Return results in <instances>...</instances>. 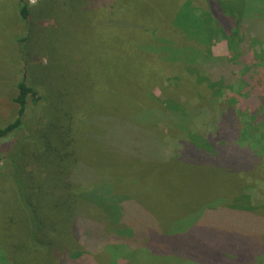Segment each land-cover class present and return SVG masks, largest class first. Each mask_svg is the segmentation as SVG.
Masks as SVG:
<instances>
[{
	"label": "trees",
	"instance_id": "trees-1",
	"mask_svg": "<svg viewBox=\"0 0 264 264\" xmlns=\"http://www.w3.org/2000/svg\"><path fill=\"white\" fill-rule=\"evenodd\" d=\"M17 2L24 28L56 22L40 16L38 5ZM85 2L92 15H101L97 21L108 32L103 33L114 35V51L123 47L128 58L149 64V69L141 66L145 72L134 80L145 91L140 96L144 108L137 111L134 106L124 119L117 113L88 115L91 130L75 136L74 116L78 111L86 114L79 89H48L42 69L36 74L44 93L36 82L30 85L28 77H22L12 99L16 116L0 126V141L7 138L0 144V194L13 192L17 210L31 214L34 233L43 226L42 215L52 221L64 239L51 253L53 264H90L98 252L116 264H144L147 255L153 264H264V0H175L170 19L162 22L136 20L122 7L123 17L117 18L120 0ZM29 41L24 32L16 41L18 52L24 54ZM215 41L226 42L230 57L212 53ZM144 53H152L155 60H146ZM160 62L177 70L158 74ZM64 70L72 77L70 68ZM147 75L162 83L158 105H150L154 97L146 89ZM54 115L58 120H52ZM122 120L129 121L134 137L142 135L145 141L149 136L146 142L154 143L152 148L144 143L146 162L133 157L131 163L138 161L153 177L157 170L163 185L176 184L174 206L193 214L189 224L174 233L156 227V213L145 202L134 200L113 210L115 200L106 197L103 203L95 189L97 176L92 173L110 165L108 127ZM34 168L42 175L39 182L33 179ZM56 198H66L61 211L72 215L64 233L57 222L62 218L57 203L45 206L46 200ZM82 202L95 205L102 221L92 223ZM3 218L0 214V230L6 227ZM32 239L36 246L44 244L35 234ZM131 252H139L142 260L130 259ZM0 259V264H9L5 252Z\"/></svg>",
	"mask_w": 264,
	"mask_h": 264
},
{
	"label": "rangeland",
	"instance_id": "rangeland-1",
	"mask_svg": "<svg viewBox=\"0 0 264 264\" xmlns=\"http://www.w3.org/2000/svg\"><path fill=\"white\" fill-rule=\"evenodd\" d=\"M174 1L120 0V7L116 9L117 18L123 17V8L132 13L134 18L139 21L162 22L164 19L168 21ZM182 1L184 0H178V3ZM29 4L38 5L37 9L40 16L50 18L49 20L51 18L55 19L56 22L52 20L50 25H45L44 28L33 26L28 30L19 22L17 0H0V126L12 121L16 116L17 106L12 99L17 94L15 85L22 77H28L27 80L30 85L36 82L37 89L44 93L41 90L42 84L37 83L40 80L37 79L36 72L41 69L43 71L41 80H47L48 89L51 88L50 90L54 91H66L68 89L77 91L79 89V100L80 103H85L84 110L86 114L83 111H78L74 116L75 136H83L84 133L91 130L92 125L90 126L87 123L88 115L92 116L95 113L97 118H100L98 116L117 113L124 119L134 106L136 110L142 109L140 96L145 91L142 87L138 88L140 85L136 87L134 80L136 75L145 72L144 68L149 69L146 67L148 63L146 61L145 64L135 62V60L128 58L123 47L118 51H114V35L106 36L103 33L104 30L106 33L108 32L105 27L99 25L101 22L97 21V18L101 15L97 12H93L94 15H92L85 7L87 5L85 0H35L34 3ZM24 32L30 41L24 47L27 49L23 51L25 52L23 54L18 52L19 42L17 44L16 41L24 36ZM145 36L146 34L142 35L140 33V37L144 38ZM12 41L17 45L12 44ZM211 46L212 53L215 56L230 57L225 41H215ZM241 49L244 50L243 44H241ZM42 51L47 54L49 60L46 55L42 54ZM144 54H146V60H155L152 53ZM142 65L144 66L143 69L141 68ZM67 68L72 70L70 73L72 77L64 70ZM3 70L7 74L1 76ZM174 70H177V68L175 69L170 63L160 62L158 74L167 75ZM149 77L150 75L145 76L144 80L146 79L147 82V91L154 97L150 105H158L162 100L160 88L162 83ZM67 99L73 105L72 99L70 97H67ZM221 101L223 100L221 99ZM142 116V111H139L138 117L142 118ZM52 120H58L57 116L54 115ZM129 125V121L122 120L108 127V134L111 132V140H108V148L106 149L109 150L107 154L110 158V165L107 166L106 164L105 170L92 173L97 176L94 179L96 182L95 189H98L103 196L102 199L101 197L99 199L106 203V197H112L111 200H115V204L112 203L114 204L112 206L113 210L117 206L120 210L125 206L124 203L130 201L145 202L148 208L156 213L153 218L156 227L161 226L162 232L174 233L176 229L187 226L193 214L185 213L186 210L174 206L177 203L174 200L176 184L163 185L160 180V173L157 170L154 169L156 176L153 177L149 169L140 165L138 161L131 163L133 157L143 163L144 159L147 158L143 157L145 152L144 143L148 148H152L154 143L146 142V140L152 139L149 136L145 141L139 133L141 137H134V130L132 131ZM162 129L163 127L159 126L157 130L162 133ZM174 131L172 134L176 133V130ZM93 133L97 132H92V135ZM19 136H22V134L19 133L17 138ZM6 139H2L0 144ZM124 140L123 146L116 143ZM128 141L130 142L126 143ZM92 145L99 147L97 144ZM127 150L131 153H126ZM146 151L150 152V149ZM153 153L156 155L157 150ZM88 154L92 155L93 152L88 151ZM26 156L27 154L21 155L20 164L26 160ZM38 167L40 168L41 164ZM189 170H191L189 167L186 168L185 173L187 174ZM18 172L20 178H23L20 168H18ZM92 174L88 173V175ZM3 175L4 165L1 163L0 179ZM41 177L42 175L34 168V181L39 182ZM18 186H20V181ZM88 186L90 188V185ZM95 195L97 197V192H95ZM12 196H14L12 191L8 196H6V193L0 194V214L4 217L1 222L6 226L0 230V258L4 257L5 252L9 264H53L51 253L54 248L64 243V239L61 240L60 235L53 229L52 221L43 215L41 216L43 226L38 233H34L31 225V214L27 211H18L12 201ZM55 203H57L56 208L62 216V218L57 219L63 231L62 229L59 230L64 233L66 222L72 218V215L61 211V208L64 209L67 203L66 198L46 200L45 206L49 208ZM82 203L84 205L82 211L89 215L92 214V223H97V219L101 220V218H98L101 214L95 213L97 209L95 205L91 207L87 205V202ZM33 234L44 240V244L36 246L32 239ZM83 254L87 255L89 253L83 252ZM140 256L139 252H131L129 255L132 260L136 258L142 260ZM90 264H116V260L110 262L108 256L106 257L105 254L98 252L92 256ZM144 264H153L149 255L145 257Z\"/></svg>",
	"mask_w": 264,
	"mask_h": 264
},
{
	"label": "built area",
	"instance_id": "built-area-1",
	"mask_svg": "<svg viewBox=\"0 0 264 264\" xmlns=\"http://www.w3.org/2000/svg\"><path fill=\"white\" fill-rule=\"evenodd\" d=\"M29 1V3H34L35 2V0H28Z\"/></svg>",
	"mask_w": 264,
	"mask_h": 264
}]
</instances>
